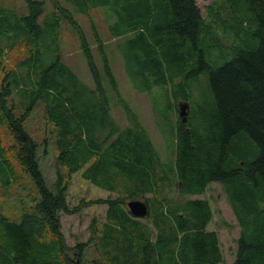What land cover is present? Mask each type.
<instances>
[{
	"label": "trees",
	"instance_id": "1",
	"mask_svg": "<svg viewBox=\"0 0 264 264\" xmlns=\"http://www.w3.org/2000/svg\"><path fill=\"white\" fill-rule=\"evenodd\" d=\"M68 1L83 13L107 5L131 86L152 101L163 93L175 111L187 101V118L176 115L174 163H162L143 124L112 115L103 80L114 91L117 81L101 44L106 77L82 35L93 86L62 59V18L79 29L71 10L58 0L48 12L44 0H27V13L0 4V187L18 184L23 170L39 192L19 221L0 212V264H221L218 234L207 229L212 207L191 197L213 181L239 226L232 264H264V0H211L205 14L196 0ZM18 46L25 55L8 66ZM39 101L57 164L116 196L70 206L59 167L48 188L25 129ZM135 198L147 204L143 217L126 206ZM96 203L106 204L104 218H91L87 240L69 246L60 212Z\"/></svg>",
	"mask_w": 264,
	"mask_h": 264
},
{
	"label": "rangeland",
	"instance_id": "2",
	"mask_svg": "<svg viewBox=\"0 0 264 264\" xmlns=\"http://www.w3.org/2000/svg\"><path fill=\"white\" fill-rule=\"evenodd\" d=\"M44 1L46 12L54 8L53 0ZM209 1L211 0H196L203 14H205V5ZM58 2L71 10L74 19L79 25L78 29L67 18H62L60 29L62 59L83 81L93 86L94 80L87 58L81 48L82 35L90 46L98 70L106 77L99 46L101 44L117 81V91H114L108 83L107 77L103 80L111 96L112 115L122 126L134 122L143 124L151 135L162 163L169 162L173 165L175 159L174 128L176 115L179 112L169 107V101L163 97L165 96L163 93V96L159 95L157 99L152 101V93L140 92L131 86L124 68L123 57L116 45L117 39L109 33V23L114 20V17L110 14L109 7L107 5H98L92 7L88 13H83L76 11L68 0H58ZM0 4L13 8L19 13L28 12L27 0H0ZM24 55L23 47L18 46L3 60L8 66H13ZM200 83L205 91L206 81L204 77L201 78ZM159 89L163 91L161 86H156L154 91L159 92ZM196 97L200 98L198 90L196 91ZM25 129L38 142L37 160L48 188L54 189L58 167L65 180L68 181L67 199L70 206L76 205L80 199L107 198L117 195L115 192H111L84 179L80 171L68 174L66 167L57 164L56 156L58 150L54 143V125L46 120L40 101L25 120ZM21 172V179L18 184L14 183L7 189L0 187V212L16 221L20 220L22 204H28L39 199V192L31 175L23 170ZM174 187L176 190L177 186L174 185ZM191 197L206 198L209 201L213 214L207 224V229H214L218 234L219 245L223 255L221 264H232L237 247L239 226L221 184L213 181L204 192ZM105 210V203H96L74 213L61 211L60 219L66 243L72 246L78 241H86L89 235L88 224L90 219L93 217L103 219ZM90 256H94V253ZM84 261L88 262L86 258Z\"/></svg>",
	"mask_w": 264,
	"mask_h": 264
},
{
	"label": "water",
	"instance_id": "3",
	"mask_svg": "<svg viewBox=\"0 0 264 264\" xmlns=\"http://www.w3.org/2000/svg\"><path fill=\"white\" fill-rule=\"evenodd\" d=\"M188 108L189 103L187 101H180L178 103L179 115L181 116L183 122L186 121ZM126 206L134 216L143 217L147 214V204L143 199L135 198L127 200Z\"/></svg>",
	"mask_w": 264,
	"mask_h": 264
}]
</instances>
